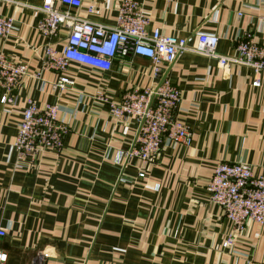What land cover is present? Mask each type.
<instances>
[{
    "label": "crops",
    "instance_id": "1",
    "mask_svg": "<svg viewBox=\"0 0 264 264\" xmlns=\"http://www.w3.org/2000/svg\"><path fill=\"white\" fill-rule=\"evenodd\" d=\"M44 1L0 0V16L13 20L0 54L28 66L15 104H3L0 89V227L7 232L0 249L7 264H264V224L249 222L236 233L206 188L219 162H246L264 175V75L254 86L246 67L177 56L166 71L181 92L175 116L191 128L193 143H165L146 163L127 158L137 123L117 119L98 97L117 103L153 86L152 61L118 56L109 70L70 62L64 75L73 85L57 87L58 72L43 68L44 46L53 42L61 53L67 29L52 40L38 31L41 14L30 5ZM120 1L84 0L80 13L114 25ZM136 1L150 30L177 38L213 33L225 55L236 53L247 32L264 45V0ZM29 99L60 105L58 119L70 127L60 152L30 159L14 150Z\"/></svg>",
    "mask_w": 264,
    "mask_h": 264
},
{
    "label": "built area",
    "instance_id": "2",
    "mask_svg": "<svg viewBox=\"0 0 264 264\" xmlns=\"http://www.w3.org/2000/svg\"><path fill=\"white\" fill-rule=\"evenodd\" d=\"M84 0H45L32 6L41 14L38 31L52 40L60 29H67L65 46L61 53L53 42L44 46L43 68L58 72L56 86L65 89L73 81L64 75L70 62L86 64L100 70H109L118 57L138 55L153 63L154 85L134 88L126 92L120 102H109L105 96L98 99L108 104L117 119L132 117L138 130L134 142L126 152L127 158L142 163L155 159L165 143L176 142L184 146L193 143L191 128L175 116L181 101L179 88L165 76L166 69L176 57L184 54L201 55L218 62L221 68L239 65L254 73L253 85L259 86L264 75V45L247 32L237 42L236 53L218 52L219 37L208 32H195L189 38L164 34L159 28L150 30V18L136 0H121L114 25L90 20L80 13ZM264 20V15L262 16ZM13 30V20L0 16V37L6 38ZM28 66L0 54L1 101L6 105L16 102L17 91L27 75ZM37 77L40 73L36 74ZM60 105L47 103L38 106L29 99L18 125L13 144L19 158L34 159L40 152H60L64 138L70 131L68 124L59 121ZM210 201L224 210L234 231L244 232L249 222L264 224V175L253 174L246 162H219L207 184ZM7 232L0 227V241ZM233 234L224 246L232 244ZM49 257L48 253L43 258ZM7 253L0 249V264H7ZM41 264V263H36Z\"/></svg>",
    "mask_w": 264,
    "mask_h": 264
},
{
    "label": "water",
    "instance_id": "3",
    "mask_svg": "<svg viewBox=\"0 0 264 264\" xmlns=\"http://www.w3.org/2000/svg\"><path fill=\"white\" fill-rule=\"evenodd\" d=\"M167 74H168V71L165 73V76H167Z\"/></svg>",
    "mask_w": 264,
    "mask_h": 264
},
{
    "label": "rangeland",
    "instance_id": "4",
    "mask_svg": "<svg viewBox=\"0 0 264 264\" xmlns=\"http://www.w3.org/2000/svg\"><path fill=\"white\" fill-rule=\"evenodd\" d=\"M229 237H230V236H229ZM229 237H228V238H229ZM225 242H226V241H225ZM228 246H229V245H228ZM226 247H227V246H226Z\"/></svg>",
    "mask_w": 264,
    "mask_h": 264
}]
</instances>
